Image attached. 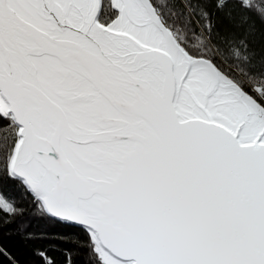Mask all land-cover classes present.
<instances>
[{
  "label": "snow or ice",
  "instance_id": "1",
  "mask_svg": "<svg viewBox=\"0 0 264 264\" xmlns=\"http://www.w3.org/2000/svg\"><path fill=\"white\" fill-rule=\"evenodd\" d=\"M257 20L264 0H0V238L58 237L60 264H264Z\"/></svg>",
  "mask_w": 264,
  "mask_h": 264
},
{
  "label": "trees",
  "instance_id": "2",
  "mask_svg": "<svg viewBox=\"0 0 264 264\" xmlns=\"http://www.w3.org/2000/svg\"><path fill=\"white\" fill-rule=\"evenodd\" d=\"M221 17H217V26L221 28L223 31V25L220 23ZM256 27L258 30V37L261 31H264V26L260 24V22L256 21ZM257 49L261 47V43L258 42L256 44ZM29 231L34 233H43L51 231V229L47 228L39 221H32L31 227ZM73 240L76 238L73 237ZM0 242L8 248V250L14 255L16 259L19 260L20 264H38V259L33 256V249L39 247L41 249H49V254L54 256L60 264L63 260L66 250L70 249L71 245L65 243L60 238H52L46 240H40L36 242L26 243L20 240L18 237H8L6 234L0 238ZM72 259L74 264H84V256L82 254H77L75 250H73ZM4 264H8L7 260H4Z\"/></svg>",
  "mask_w": 264,
  "mask_h": 264
}]
</instances>
